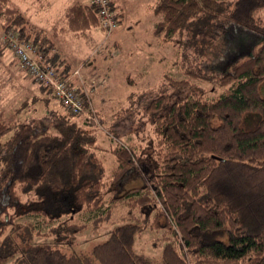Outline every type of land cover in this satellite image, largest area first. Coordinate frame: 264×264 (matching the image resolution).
I'll return each mask as SVG.
<instances>
[{"label":"trees","instance_id":"16d2710c","mask_svg":"<svg viewBox=\"0 0 264 264\" xmlns=\"http://www.w3.org/2000/svg\"><path fill=\"white\" fill-rule=\"evenodd\" d=\"M110 7L117 27L122 17L111 0ZM154 13L153 33L182 47V60L216 41L223 46L211 65L190 57L194 64L183 66L185 76L172 78L174 92L146 101L149 144L110 136L115 163L106 174L98 137L86 126L98 110L79 70L58 48L61 34L98 27L105 32L99 49L116 27L106 32L89 1L67 5L62 23L48 30L14 0H0V34L15 30L31 40L40 63L77 88L83 100L78 113L88 111L75 119L51 86L30 76L44 93L32 101H41L44 111L24 120L15 114H30L29 105L0 107V264H154L134 250L146 227L164 229L158 264H264V0H158ZM7 49L0 44V54ZM14 57L10 63L18 64ZM51 98L59 107L49 106ZM129 181L135 184L120 191ZM73 210L91 212L92 227L122 223L89 253L9 245L19 230L34 240L33 225L20 221L30 215L57 220L54 240L64 242L88 227L70 217L59 220Z\"/></svg>","mask_w":264,"mask_h":264},{"label":"rangeland","instance_id":"374dc122","mask_svg":"<svg viewBox=\"0 0 264 264\" xmlns=\"http://www.w3.org/2000/svg\"><path fill=\"white\" fill-rule=\"evenodd\" d=\"M157 2L158 0L128 2L125 6L127 10L125 17L120 20L118 28L99 49L95 48V40L83 47L76 42H71L75 40L68 41L69 43L65 42L66 40L62 42L63 55L73 68L79 70V77L89 91L92 105L98 110V113H94L96 115L89 116L86 126L98 137L101 147L98 154L103 158L106 174L110 173L115 163L112 145L117 138L141 143L143 146L149 144L150 118L144 109L146 101L157 94L174 92L172 78L180 79L185 76L183 66L193 65L192 57L204 65H211L215 55L214 50L217 51L218 47L223 46L222 41H216L214 44L200 48L199 55L189 54L191 58L182 60L180 53L182 47L175 46L172 38L166 39L153 33L152 21L158 19L154 13ZM117 31H120L121 43L115 54L112 43ZM101 32V39H103L105 32ZM2 34H0L1 45L4 44L1 40ZM92 54H94L91 58L92 62L88 63L86 60ZM12 57H14L12 51L8 49L4 54H0V107L9 110L29 105L27 108L30 109H28L30 114L23 115L24 113L20 112L15 116L24 120L29 119L25 116L38 117L44 111V105L41 101L33 102L32 100L37 96L43 97L44 93L40 91L36 81L20 70L18 64L10 63ZM193 81L204 85L201 80ZM259 90L264 95V85L263 92L260 87ZM49 106L57 108L59 103L51 98ZM87 114L88 111L83 110L75 115V119L80 120ZM110 136L115 137L114 141ZM142 167L145 170L148 169L145 163ZM134 184L135 182L129 181L120 191ZM68 217L73 221L87 223L88 227L75 233L73 237L72 234L66 235L63 238L64 242L62 240L55 243V232L51 228L55 226L57 220L45 223L41 215H30L21 218L20 221L33 225L34 240L29 241L24 237V231L19 230L8 243L10 246L21 249L37 243L57 247L66 253H89L95 244L107 239L109 230L122 223L120 221L111 223L105 220L96 227H92L91 221L94 216L91 212L81 210H73L72 214H63L59 220H65ZM163 231L162 228H144L135 238L134 250L143 254L152 263H160L162 248L166 242L160 237ZM9 262L10 259L5 264Z\"/></svg>","mask_w":264,"mask_h":264},{"label":"built area","instance_id":"2783aa9c","mask_svg":"<svg viewBox=\"0 0 264 264\" xmlns=\"http://www.w3.org/2000/svg\"><path fill=\"white\" fill-rule=\"evenodd\" d=\"M98 7L100 26L110 32L117 25L110 0H89ZM1 40L11 49L17 58L18 65L28 76L38 82L52 87L54 97L73 113H78L82 107V97L75 86L68 84L69 78H59L52 66L40 63L37 48L31 40L21 38L15 30L5 31ZM74 73H78L76 70Z\"/></svg>","mask_w":264,"mask_h":264},{"label":"crops","instance_id":"0c3cea01","mask_svg":"<svg viewBox=\"0 0 264 264\" xmlns=\"http://www.w3.org/2000/svg\"><path fill=\"white\" fill-rule=\"evenodd\" d=\"M74 1H76V0H16L15 2L19 6H21L22 8L27 10V12L31 16V21L35 25L50 30L51 27H53L54 25H56V24L59 25L60 23H62L61 17L64 13L66 6L69 5L70 3L74 2ZM78 1L88 2L89 0H78ZM111 1L113 3L115 12H118L121 15V17L124 18L125 12L127 11L126 7H125L126 4L128 2L134 1V0H111ZM155 23H156V21L153 20L152 21L153 27H154ZM117 28H118V26L116 27V29ZM101 31L102 30H100L98 27H96V28L91 29L88 32V34H83V35H73L72 33L71 34L66 33L64 35L61 34L60 37H61L62 41H61L60 47L58 49L60 50V53L63 54L62 42H64L65 40H66L65 42H67V43H69L68 41L75 40V41H71V42H76L81 47L87 45L89 42L94 41V40H95L94 43L97 44L99 42V40H101V34H102ZM114 35H115V38L113 39L112 44L115 47L114 53L116 54L118 52V49L120 48V43H121L120 42L121 41L120 31L119 32L117 31ZM104 42H101V44H103ZM99 46H101V45H99ZM92 56L93 55H91L89 57L90 60L88 61V63L92 62L91 61Z\"/></svg>","mask_w":264,"mask_h":264}]
</instances>
